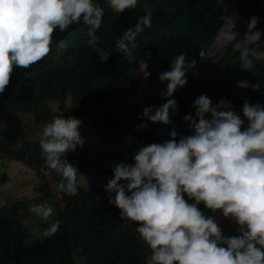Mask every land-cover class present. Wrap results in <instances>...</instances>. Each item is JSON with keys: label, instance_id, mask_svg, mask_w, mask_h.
Instances as JSON below:
<instances>
[{"label": "clouds", "instance_id": "clouds-1", "mask_svg": "<svg viewBox=\"0 0 264 264\" xmlns=\"http://www.w3.org/2000/svg\"><path fill=\"white\" fill-rule=\"evenodd\" d=\"M144 2L104 0L113 12L131 15L143 9ZM219 4L224 14L214 40L215 53L203 56L201 52L196 61L180 54L171 60L170 70L156 71L166 85L164 98L143 108L138 119L157 123L162 143L139 146L133 163L110 162L109 172L95 174L81 166L80 172L65 157L83 146L78 131L81 122L65 118L53 105L49 109L55 112L54 118L44 124L39 142H34L39 143L47 168L58 174L55 190L64 196L81 194L83 187L94 188L102 176L109 179L103 191L110 207L121 219L139 222L136 232L148 246L144 264H264V105L245 99L242 118L230 101L214 104L200 94L192 101L194 114L180 119V95L189 87V74L196 65L203 75L223 48L238 51L239 67L245 71L254 68L256 56L264 57V0H220ZM104 13L96 0H0V93L15 66L27 69L50 53L54 30L64 32L76 25L79 32L85 25L88 47L104 55L95 35ZM140 14L144 15L134 27L128 29L126 21L122 36L115 41V49L129 63L135 38L151 27V10ZM147 68L146 59L139 63L137 72L143 79L150 75ZM239 86L249 84L241 81ZM251 87L259 90L261 86ZM100 160L104 162L105 155ZM201 203L220 213L205 216L198 207ZM5 204L0 198V207ZM29 211L45 222L54 217L48 203L31 204ZM42 223L37 225L41 230ZM58 228V222L50 223L43 237L51 238ZM233 230L238 235L231 236ZM30 233L39 236L36 227ZM79 251H72V264H87Z\"/></svg>", "mask_w": 264, "mask_h": 264}, {"label": "trees", "instance_id": "trees-1", "mask_svg": "<svg viewBox=\"0 0 264 264\" xmlns=\"http://www.w3.org/2000/svg\"><path fill=\"white\" fill-rule=\"evenodd\" d=\"M257 1L260 0H247ZM96 2L105 8L95 34L97 48L104 55L88 47L87 26L79 32L76 25L64 32L54 30L51 56L27 69L15 66L0 93V198L6 201L0 207V264H72L71 253L76 249L81 250L87 264L145 262L148 246L136 232L139 222L121 219L107 202L103 190L109 179L102 176L94 188L83 187L76 196L58 193V174L45 165L39 143H31L34 129L52 121L55 112L49 108L53 105L65 118L79 120V136L96 140L106 158L104 162L90 161L84 159L85 149H78L65 157L69 164L74 166L79 161L83 171L90 169L98 174L109 172L113 161L133 163L132 156L139 146L162 143L157 123L138 119L143 108L164 98L166 85L159 81L156 71L170 70L171 60L180 54L195 61L201 52L203 56L214 54V40L224 11L220 0H145L143 9L136 10L135 15L118 14L106 8L104 0ZM146 9L152 12L151 27L135 38L133 60L129 63L115 49V41L122 36L126 21L128 29L134 27L144 15L140 12ZM218 52L221 56L205 68L203 75L199 64L191 70V83L180 95L182 121L184 115L194 114L192 101L200 94L214 104L221 99L230 101L242 118L245 99L250 104L264 105V57L256 56L254 68L245 71L239 67L238 51L223 48ZM145 59L150 73L147 79L137 72ZM241 81L249 87H240ZM255 83L260 84L259 90L251 87ZM172 98L177 102L174 94ZM140 124L147 126L138 128ZM26 170L34 178L28 193L17 188ZM7 186L9 193H4ZM34 203H48L54 209L53 219L43 222L42 230L37 226V217L29 211ZM198 207L205 216L220 213L205 209L202 203ZM53 222L59 223L56 234L43 237V231ZM32 225L39 236L30 233Z\"/></svg>", "mask_w": 264, "mask_h": 264}, {"label": "rangeland", "instance_id": "rangeland-1", "mask_svg": "<svg viewBox=\"0 0 264 264\" xmlns=\"http://www.w3.org/2000/svg\"><path fill=\"white\" fill-rule=\"evenodd\" d=\"M54 48V47H53ZM52 52L50 51V53L44 57V58H49L51 56ZM146 96L148 97H152V96H149L146 94ZM166 100L164 102H158L156 103V105L154 106V109L158 106H160L161 104L165 103ZM68 108H66L64 111H67ZM171 112V110L169 111ZM41 130L42 128H36L34 129V135L32 136V139H33V143L34 142H39V139H40V135H41ZM80 135V133H79ZM82 140H83V146L82 148L80 149L81 151H83L85 149L86 151V155L84 156V159H87V160H93V161H97V160H100V159H103L104 158V155H103V152H102V149L100 148L99 145L97 144H93L90 139H88L87 137H80ZM79 161H75V164L74 166L77 168V170H79L81 172V168H80V162L77 163ZM26 177L25 179H23L22 181L19 182V185H18V191L19 192H24V193H28L30 192V187L33 183V174L29 171L26 170ZM18 176L19 178H22L21 174H20V171H18ZM0 188H2V185L0 184ZM16 188V189H17ZM9 186L6 187L4 193H9ZM53 217L50 218V220L52 219ZM36 220L39 222H45V221H41L38 217L36 218ZM230 220H225V222H229ZM31 232H34L35 231V227L32 225V227L29 229ZM235 235H238L237 231L236 230H233L231 232V236H235Z\"/></svg>", "mask_w": 264, "mask_h": 264}]
</instances>
